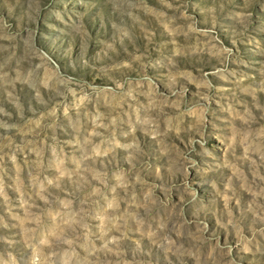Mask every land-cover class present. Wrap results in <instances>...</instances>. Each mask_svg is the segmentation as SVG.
I'll return each instance as SVG.
<instances>
[{
	"label": "rangeland",
	"instance_id": "1",
	"mask_svg": "<svg viewBox=\"0 0 264 264\" xmlns=\"http://www.w3.org/2000/svg\"><path fill=\"white\" fill-rule=\"evenodd\" d=\"M0 264H264V0H0Z\"/></svg>",
	"mask_w": 264,
	"mask_h": 264
}]
</instances>
